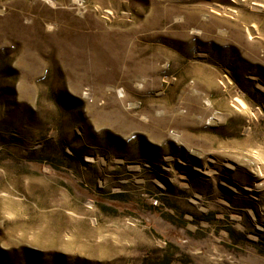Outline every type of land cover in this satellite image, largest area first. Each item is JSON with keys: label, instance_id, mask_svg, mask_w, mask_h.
I'll return each instance as SVG.
<instances>
[{"label": "rangeland", "instance_id": "rangeland-1", "mask_svg": "<svg viewBox=\"0 0 264 264\" xmlns=\"http://www.w3.org/2000/svg\"><path fill=\"white\" fill-rule=\"evenodd\" d=\"M163 254L264 264V0H0V264Z\"/></svg>", "mask_w": 264, "mask_h": 264}, {"label": "trees", "instance_id": "trees-1", "mask_svg": "<svg viewBox=\"0 0 264 264\" xmlns=\"http://www.w3.org/2000/svg\"><path fill=\"white\" fill-rule=\"evenodd\" d=\"M173 255L169 254H163L162 256L158 258H152V259H144L141 264H171L173 261H175V258L172 257Z\"/></svg>", "mask_w": 264, "mask_h": 264}, {"label": "bare ground", "instance_id": "bare-ground-1", "mask_svg": "<svg viewBox=\"0 0 264 264\" xmlns=\"http://www.w3.org/2000/svg\"><path fill=\"white\" fill-rule=\"evenodd\" d=\"M132 104H134V103H131V105H132ZM146 117H147V116H146ZM182 162H184V161H182Z\"/></svg>", "mask_w": 264, "mask_h": 264}]
</instances>
